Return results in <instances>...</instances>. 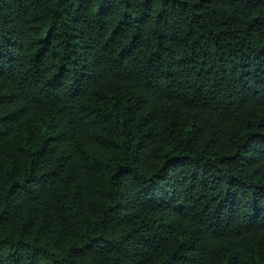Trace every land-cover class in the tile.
<instances>
[{
	"label": "trees",
	"instance_id": "obj_1",
	"mask_svg": "<svg viewBox=\"0 0 264 264\" xmlns=\"http://www.w3.org/2000/svg\"><path fill=\"white\" fill-rule=\"evenodd\" d=\"M0 264H264V0H0Z\"/></svg>",
	"mask_w": 264,
	"mask_h": 264
}]
</instances>
